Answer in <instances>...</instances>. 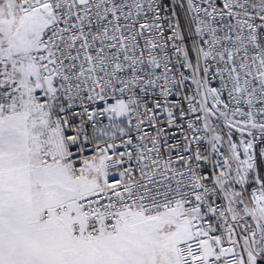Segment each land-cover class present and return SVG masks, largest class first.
<instances>
[{
    "label": "snow or ice",
    "instance_id": "6c2138e0",
    "mask_svg": "<svg viewBox=\"0 0 264 264\" xmlns=\"http://www.w3.org/2000/svg\"><path fill=\"white\" fill-rule=\"evenodd\" d=\"M0 264H264V0H0Z\"/></svg>",
    "mask_w": 264,
    "mask_h": 264
}]
</instances>
